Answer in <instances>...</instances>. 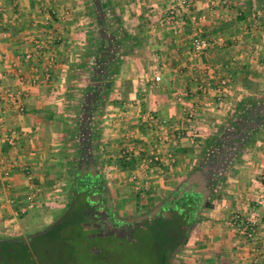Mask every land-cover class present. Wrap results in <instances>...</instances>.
Segmentation results:
<instances>
[{"label": "crops", "instance_id": "crops-1", "mask_svg": "<svg viewBox=\"0 0 264 264\" xmlns=\"http://www.w3.org/2000/svg\"><path fill=\"white\" fill-rule=\"evenodd\" d=\"M90 1L0 0V82L16 91L19 73L37 81L20 89L22 111L2 103L0 236L48 232L68 211L75 182L88 179L113 229L163 215L176 195L211 200L175 264H264V225L257 253L228 226L235 213L264 218V0H111L137 46L113 78L96 150L83 126L95 117L80 115L98 32ZM199 30L211 42L200 56L192 48ZM124 153L127 167L119 166ZM139 203L155 208L129 211Z\"/></svg>", "mask_w": 264, "mask_h": 264}, {"label": "rangeland", "instance_id": "rangeland-1", "mask_svg": "<svg viewBox=\"0 0 264 264\" xmlns=\"http://www.w3.org/2000/svg\"><path fill=\"white\" fill-rule=\"evenodd\" d=\"M109 163L111 166L112 161ZM111 174H114L112 170L101 172L105 178ZM168 195L165 193L156 206L163 205ZM76 200L75 208L81 207L83 197L78 196ZM150 207L139 203L129 211L147 212ZM163 212V215L148 218L142 224L128 225L124 230L113 229L114 221L103 217L94 206L88 212H72L64 226L50 232L30 239L26 235L15 236L24 237L25 246H18V251L10 259L3 258L6 247L0 248V264H175L193 226L176 253L172 254L185 233L186 221L181 215L170 216L166 210ZM82 217L86 220L82 221ZM190 257L191 254L189 260Z\"/></svg>", "mask_w": 264, "mask_h": 264}, {"label": "trees", "instance_id": "trees-1", "mask_svg": "<svg viewBox=\"0 0 264 264\" xmlns=\"http://www.w3.org/2000/svg\"><path fill=\"white\" fill-rule=\"evenodd\" d=\"M90 2L93 6V17L96 19L98 32L97 36L92 38V41H94L95 44H91L87 50L88 55L94 57V61L92 66L91 83L86 88L80 115L86 114L88 117L89 115L95 117V121L86 123V120L83 126H88L86 133H90L89 145L91 146V150H96L97 146L94 144L98 141L97 129L99 118L102 114H104V109L111 92L113 78L120 70L119 68L122 64L123 57L134 50L137 46V41L130 37L125 31L119 17L112 9L111 0H91ZM110 15L111 17H109ZM86 105H88V108ZM80 125H82V123H80ZM130 163L131 157L129 153H124L119 160V166L127 167ZM157 164L158 166H161L159 165L160 163ZM74 179L76 181L78 179V175L75 174ZM75 185L78 189L72 199V203L68 206V211L63 214V217L59 222H55L50 226L51 229L48 232L64 226L66 218H68L72 212H88L91 208H93V206L96 207L91 199L92 196H95L96 192L92 190L88 179L82 183L75 182ZM78 196L83 197L84 203L81 207L75 208ZM154 208V206H151L147 212H151ZM212 208L213 203L211 200L204 199L203 196L195 193H187L183 197L176 195L169 203L164 204V207L160 209L159 212L164 213L163 211L166 210L167 213L172 216L175 214L181 215L186 221L185 233L180 238L181 242L176 243L175 250L172 254L176 253L177 247L182 244L186 236H188V233L191 230L190 228L197 222V214L199 211L202 209L210 210ZM81 220H86V217H82ZM28 238L30 239L32 236ZM24 241V237L0 238V248L6 247L3 258L10 259L14 256V254L18 251L16 250L18 246H25ZM26 252L28 253V251Z\"/></svg>", "mask_w": 264, "mask_h": 264}, {"label": "built area", "instance_id": "built-area-1", "mask_svg": "<svg viewBox=\"0 0 264 264\" xmlns=\"http://www.w3.org/2000/svg\"><path fill=\"white\" fill-rule=\"evenodd\" d=\"M228 1L229 0H222V3L227 4ZM1 10L2 8L0 5V11ZM177 15H178V10L175 8L171 9L170 11L171 18L172 17L175 18ZM37 45H38L37 46L38 49H41V45L39 43H37ZM210 47H211V42L202 36L200 30L196 31L193 34L192 48L196 55L198 56L204 55L210 49ZM32 58L33 56L31 53H26L24 60L28 62V61H32ZM16 78H17V89H18L16 91H13V89L10 86L6 85L4 82H0V113L2 110V103L6 97L9 99V101H11L12 105H14L16 108L22 111L24 107L20 99V95H21L20 89L30 87L37 83V81L33 77H25L20 73L16 76ZM156 81H160L159 76L156 77ZM222 86L227 87L228 80H224L222 82ZM187 116L190 120L194 117V113L192 111H189L187 112ZM10 142L13 141L10 140ZM156 161L157 159H152L149 162L150 164H152L153 162ZM4 176L6 177L9 176L8 170L4 171ZM262 224L264 225V218L260 219L254 217L250 219H244L240 213L233 214L228 221V226L230 228H234L240 231V233L244 236V240L247 246L250 247L252 251H254L255 253L259 251L258 242H257V230L258 227Z\"/></svg>", "mask_w": 264, "mask_h": 264}, {"label": "flooded vegetation", "instance_id": "flooded-vegetation-1", "mask_svg": "<svg viewBox=\"0 0 264 264\" xmlns=\"http://www.w3.org/2000/svg\"><path fill=\"white\" fill-rule=\"evenodd\" d=\"M91 175H92V172H91ZM92 176H93V175H92ZM100 207H101V206H100ZM100 207H97V210L99 211V213H100L101 215L103 214V217H105L104 214H105L106 211H107V210H106V209H107V203H105V205L102 206V207H104V208L101 209ZM103 209L105 210V212H104V211H101V210H103ZM104 225H105V223H104ZM126 226H128V224H123V227H124V228H122V230L126 229V228H125Z\"/></svg>", "mask_w": 264, "mask_h": 264}, {"label": "water", "instance_id": "water-1", "mask_svg": "<svg viewBox=\"0 0 264 264\" xmlns=\"http://www.w3.org/2000/svg\"><path fill=\"white\" fill-rule=\"evenodd\" d=\"M92 175H93V177H95V169H92ZM183 195H181V197H182Z\"/></svg>", "mask_w": 264, "mask_h": 264}]
</instances>
